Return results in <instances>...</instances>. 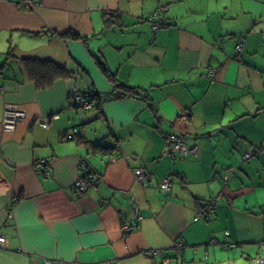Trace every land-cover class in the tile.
Instances as JSON below:
<instances>
[{
	"label": "crops",
	"instance_id": "0c3cea01",
	"mask_svg": "<svg viewBox=\"0 0 264 264\" xmlns=\"http://www.w3.org/2000/svg\"><path fill=\"white\" fill-rule=\"evenodd\" d=\"M31 1L0 0V264L264 258V0L203 13L185 0ZM87 89L99 108L71 106ZM8 104L24 112L10 130ZM175 133L195 153L171 155ZM84 173L94 184L75 192ZM208 199L214 212L194 219Z\"/></svg>",
	"mask_w": 264,
	"mask_h": 264
},
{
	"label": "built area",
	"instance_id": "2783aa9c",
	"mask_svg": "<svg viewBox=\"0 0 264 264\" xmlns=\"http://www.w3.org/2000/svg\"><path fill=\"white\" fill-rule=\"evenodd\" d=\"M25 4L28 6H33L34 2L31 0H25ZM162 9H165V7ZM152 20L153 21L156 20V14L152 15ZM152 27L156 28L157 24L153 23ZM236 49H240V43H238L236 45ZM211 70L212 69L209 70V73L213 72V70L212 71ZM94 92H95V90L87 89V90L76 92V93L72 94V96L70 98V105L74 106L76 108H83V109L96 108V105H95L96 103L94 102V97H93ZM184 113L185 112H183L182 116L186 115ZM23 114H24V112L22 110H20L17 107V105H13V104L6 105L4 108V114H3V117L1 120L3 128L6 130L13 129L14 125H15V121L18 118H20L21 116H23ZM77 133H78L77 128L73 127L71 130H69L65 134V137L70 139V138L75 137L77 135ZM165 143L168 145V147H169L168 151L171 153V155H177V153H174L175 151H177L179 155H186L188 153H195V151H196V147H190L186 144V142H185V140L181 134L175 133V134L167 135L165 138ZM249 157H250V153L243 154L244 159H248ZM42 161H45V159H43ZM86 166H87L86 159L82 158L80 160V167L85 168ZM40 172H42V170H40ZM135 175L138 179H142V178H145L146 172L142 168H137V169H135ZM171 182H172V175L170 173H168V174L163 176L161 183H160V187L164 191H169L170 187H171ZM93 184H94V177L91 174L84 173L83 175L78 177L74 182L75 192H79L80 190H82L86 186L93 185ZM215 206H216L215 200H212V199L206 200L203 203V205L200 207V209H199L197 215L194 217V219H198L201 217H208L209 215H211L214 212ZM11 218H12V216L10 215L8 217L6 223ZM121 230L123 232H125L126 230H128V226L127 225L121 226ZM227 233L228 232L225 231V235ZM5 241H6L5 236L3 234H0V246H4ZM215 241L216 240L214 238H211V242H215ZM259 243H260V246L264 247V239L262 241H260ZM234 245L235 244H230V246H234ZM180 247H182L181 242L178 243V248H180ZM148 253L150 255H160V254H162V250L160 248H151ZM42 260L43 261L40 264H50V260L48 258H43ZM250 260L254 264H264V258H262L259 255L251 257Z\"/></svg>",
	"mask_w": 264,
	"mask_h": 264
},
{
	"label": "rangeland",
	"instance_id": "374dc122",
	"mask_svg": "<svg viewBox=\"0 0 264 264\" xmlns=\"http://www.w3.org/2000/svg\"><path fill=\"white\" fill-rule=\"evenodd\" d=\"M225 1L226 0H185V2L189 3V6L199 9L201 13H203L204 11H209V8L215 7L217 3H224ZM244 1H246V3L249 4V0H244ZM246 9H249V8H246ZM234 246H231V247H234ZM238 264H240V262H238Z\"/></svg>",
	"mask_w": 264,
	"mask_h": 264
},
{
	"label": "trees",
	"instance_id": "16d2710c",
	"mask_svg": "<svg viewBox=\"0 0 264 264\" xmlns=\"http://www.w3.org/2000/svg\"><path fill=\"white\" fill-rule=\"evenodd\" d=\"M162 8H164V6H162L161 7V10H164V9H162ZM166 8V7H165ZM161 10H159V11H161ZM155 14H156V19L158 18V16H159V13L158 12H155ZM157 24V23H156ZM166 23L163 21V22H161L160 21V25H165ZM67 34H70V35H72V34H74L73 32H66V33H64L63 35H67ZM238 43H240V42H238ZM237 43V44H238ZM236 44V45H237ZM236 45H235V48H236ZM240 47H241V43H240ZM237 50H239V49H237ZM50 65L51 64H49L48 66H47V68H49V70L51 71V77H54V76H56L57 75V73H56V69L53 67V66H51L50 67ZM100 67L102 68V70H105L106 69V67L104 66V64H102L101 62H100ZM62 73H65V75H70V73L68 72V71H62ZM61 73V74H62ZM128 89H130V91H128L129 93H131V90L133 89L132 87H129ZM135 92V90L134 91H132V93L131 94H133ZM128 93V94H129ZM93 97H94V99L95 100H97V99H99V97H98V92L97 91H95L94 92V95H93ZM96 105V108H99V106H98V104L96 103L95 104Z\"/></svg>",
	"mask_w": 264,
	"mask_h": 264
}]
</instances>
